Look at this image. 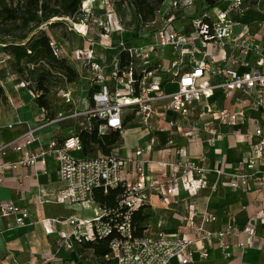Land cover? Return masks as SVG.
Masks as SVG:
<instances>
[{
    "label": "built area",
    "instance_id": "obj_1",
    "mask_svg": "<svg viewBox=\"0 0 264 264\" xmlns=\"http://www.w3.org/2000/svg\"><path fill=\"white\" fill-rule=\"evenodd\" d=\"M202 3V12L193 16L188 29L183 31L171 28V20L178 11L196 8L197 0H164L157 12L163 27L150 37L149 46L152 52L157 48L170 50L175 60L169 72H162L158 64L152 65L149 53L141 47H126L124 40L119 43L117 54L106 64L101 55L109 49L104 44L108 39L105 24L99 25L104 31L101 40L88 38L87 31L80 32L83 45L69 54L49 34V24L55 19L39 27L49 35L53 56L65 59L78 74V80L65 83L52 93L56 110L53 120H46L45 112L38 110L36 125L26 126L24 133L0 148V154L8 149L21 154L20 160L10 165L12 169L43 167L48 158L53 160L57 178L63 184L57 192L56 203L72 212L65 220L71 234L57 236V220L40 223L45 234L58 240L59 248L75 255L80 264H190L194 252H198L201 259L207 258V249L212 245L226 254L229 239L239 234H246L251 240L255 224L264 222V206L242 231L228 223L223 229H211L217 217L207 208L198 212L194 206L187 207L183 218L189 230L187 235H166L157 231L150 236L145 231L142 236H136L131 222V212L143 206L146 192L158 196L164 206H169L172 198L182 192L191 198L203 192L206 198L210 197L217 187V183L210 184L208 180L211 173L217 179L228 176L227 186L234 192H250L251 184L256 183L254 192L264 201V0H216L211 8L204 0ZM151 24H156V18ZM2 47L0 44V49ZM119 52L127 53L133 61L122 70L118 66ZM9 62L10 58L0 53V88L5 97L4 104L0 101V119L6 107L16 116L18 91L27 89L34 103L38 96L28 89V83L17 80ZM86 66L87 70L83 68ZM83 86L88 91L79 105H84L81 110L74 95ZM118 87L124 88L123 93L120 94ZM93 88L96 91L88 98ZM60 105L67 112H60ZM159 109L163 114L177 116L178 121L169 124L170 131L175 129L178 134L186 131L185 136L191 142H196L194 133L206 134V140L196 142L199 148L226 135L239 137L244 150L235 172L226 175L218 163L213 169L209 168L202 155L191 158L172 139L167 145L174 147L173 158L154 162L156 172L150 171L152 161L143 158L142 148L126 157H121L114 146L105 155L97 149L85 155L76 132H70L61 140L54 137L37 151L30 150L38 143L36 133L41 128L70 121L81 123L75 127L76 131V128H85L89 119H95L102 124L99 132L111 129L121 135L128 123L137 119L141 131L151 136L158 129L157 124L163 122ZM16 121L17 125H22L17 116ZM147 143L153 145L152 137ZM117 188L123 192L119 209H103L93 202L96 190L107 194ZM91 205L95 206L93 218L74 217L78 208L88 209ZM29 221L30 213L26 208L0 202V233L25 227ZM109 237H112L109 253L101 263L90 250L78 252L83 241ZM87 251L92 256L86 259ZM56 255L57 252L49 253L42 248L43 263L64 264Z\"/></svg>",
    "mask_w": 264,
    "mask_h": 264
},
{
    "label": "crops",
    "instance_id": "obj_2",
    "mask_svg": "<svg viewBox=\"0 0 264 264\" xmlns=\"http://www.w3.org/2000/svg\"><path fill=\"white\" fill-rule=\"evenodd\" d=\"M194 9L190 7L176 12L170 27L178 31L187 30L192 18L189 14H192ZM21 91L25 92V90L17 92L20 99L16 116L22 125H17L15 114L9 108H4L0 119V148L24 133L26 126H35L39 118V111L34 101L29 93L25 92L29 98L27 106L30 113H34L35 120L32 125L20 120L24 107ZM17 94L13 96L16 98ZM158 111L162 115L163 122L157 124L158 129L151 136L146 134L141 145L136 147V149H144L143 158L152 161L150 171H158L154 162L173 158L174 147L167 145V141L172 139L175 145L184 148L191 158L196 159L202 155L209 168L213 169L215 163H218L226 175L235 172L236 164L244 150L239 142L241 140L239 137L233 134L226 135L211 145L204 144L202 148H199L196 142L206 140V134L194 133L196 142H191L185 136L186 131L183 130L184 132L180 134L176 133L175 129L170 131L169 124L178 121L175 114H163L160 109ZM152 123L156 125L155 119L152 120ZM182 127L184 128V126ZM70 132H75V126H68L64 123L46 125L36 133L38 143L33 144L30 150L37 151L40 145L47 144L52 138L57 137L61 140ZM123 136L121 133L120 138ZM151 137L153 145L149 144V146L147 142ZM20 158L21 154L12 149L6 150L3 155L0 154V202H12L26 208L30 213V221L25 227L0 233V264H14L13 261L15 264H40L43 259L42 248L49 253L57 252L56 258L59 262L80 264L75 255L59 248L58 240H53L45 234L40 223L42 220H57L59 223L56 225V235L64 237L71 234V228L65 220L72 215V212L56 203L57 192L63 187V184L57 178L53 160L48 158L43 167L17 166L12 169L10 165L16 164ZM208 180L210 184L217 183L216 190L210 197L206 198V193L203 192L191 198L182 192L178 197L172 198L169 206H164L158 196L149 195L146 192V202L143 204L149 215L146 222V234L152 236L157 231L166 235L189 234V230L183 222L188 206H194L198 212H202L205 208L212 212L217 217L216 223L211 227L213 230L223 229L228 223L242 231L250 223L251 217L264 206L263 199L254 192L256 183L251 184L250 192L241 193L234 192L227 186L228 176L217 179L211 173L208 175ZM155 208L162 209L165 214L163 218L159 217L157 221L149 224L152 219L151 212ZM88 209L91 211L90 216H83L80 211L86 209L78 208L74 217L78 219L93 218L95 206L91 205ZM229 245L230 248L226 254H222L216 245L210 246L205 259H201L198 252H194L190 264H264V222L258 221L255 224V235L251 240L246 234H239L229 239ZM85 254L91 255V252L87 251ZM170 264L177 263L171 262Z\"/></svg>",
    "mask_w": 264,
    "mask_h": 264
},
{
    "label": "trees",
    "instance_id": "obj_3",
    "mask_svg": "<svg viewBox=\"0 0 264 264\" xmlns=\"http://www.w3.org/2000/svg\"><path fill=\"white\" fill-rule=\"evenodd\" d=\"M82 2L83 0H0V44L3 45L0 53L10 58V70L17 80L28 83V89L38 94L35 104L38 110L45 112V119L48 121L56 116L52 93L65 83L77 82L78 74L65 59L53 56L49 47V35L40 31L39 27L55 18L60 21L51 22L50 30L66 27L63 19L73 20L79 14ZM109 2L117 8L120 6L128 8L140 26H147L155 20L164 0H109ZM204 2L211 8L216 0ZM132 62L127 53L119 52L120 70ZM94 91L95 88L90 89L88 98H91ZM0 100L5 101L1 88ZM101 125L95 119H89L85 128H76V137L85 155L92 153L94 149L100 154H108L119 141L121 137L119 131L110 129L99 132ZM92 200L103 209H119L123 192L120 188L109 190L107 194L96 190ZM146 209L145 206H140L131 212V222L136 229V236H142L147 230L146 222L149 215ZM111 241L112 237L83 241L79 244L78 252L90 250L94 258L101 263L104 256L109 253Z\"/></svg>",
    "mask_w": 264,
    "mask_h": 264
},
{
    "label": "rangeland",
    "instance_id": "obj_4",
    "mask_svg": "<svg viewBox=\"0 0 264 264\" xmlns=\"http://www.w3.org/2000/svg\"><path fill=\"white\" fill-rule=\"evenodd\" d=\"M203 7V3L198 0L194 12L189 14L190 17L201 13ZM55 20L57 21L60 19L55 18ZM63 21L65 22L66 27H59L55 30H50L49 34L53 36L54 39L63 47V50L67 54H69L73 49L83 45V41L79 37L80 32L87 31L88 38L101 40L100 36L104 33V31L99 25L102 23L106 25L108 34V39L103 41L104 44L106 43V45L109 46V49L105 53L102 52L101 54L103 59L106 60V64H108L109 58L111 59L117 54V51L120 48L119 43L124 40L126 41L124 43L126 47L134 46V48L137 49L141 47L142 50L149 53L148 60L150 63L152 65L158 64L162 69V72H169L173 69V61L175 59L171 57L170 50L168 48H157L155 52H152L151 47L149 46L151 42L150 37L163 27L162 22L159 21V16H156V24L140 26L133 16V13L126 7L120 6L117 8L112 5L109 0H83L79 14L73 20L63 19ZM140 62V60L136 61L137 64ZM83 68L87 70L88 66ZM78 70H80V66H78ZM160 75H162V73H160ZM118 89L120 94L123 93L124 88L118 87ZM87 91L88 88L83 86V89H77L75 92L74 97L78 101V106L83 99L86 98ZM25 92H28V90L25 89ZM25 92L21 91V100L24 107L20 120L28 125H32L35 120L34 113H30L29 111L27 106L29 98ZM0 101L4 104L3 100ZM60 106V112L66 111L62 108V106ZM83 106L81 105L78 108L82 110ZM64 124L79 127L81 123L79 121H70ZM122 133L124 136L119 139L114 146V149L121 157H126L127 154L133 152L136 147L141 145L146 133L145 131H141L137 119L130 121L122 130ZM80 213L86 217L90 216L91 211L86 209L80 211ZM164 214L165 212L162 209L155 208V210H152L151 212L152 219L149 224L157 221L159 217L163 218ZM84 257L87 259L90 258V255H85Z\"/></svg>",
    "mask_w": 264,
    "mask_h": 264
}]
</instances>
